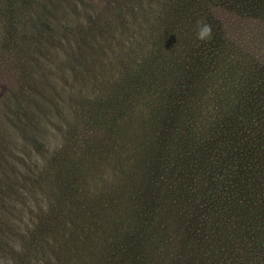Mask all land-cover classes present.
I'll return each instance as SVG.
<instances>
[{
  "label": "rangeland",
  "instance_id": "rangeland-1",
  "mask_svg": "<svg viewBox=\"0 0 264 264\" xmlns=\"http://www.w3.org/2000/svg\"><path fill=\"white\" fill-rule=\"evenodd\" d=\"M165 1L0 0V264H211L177 209L153 212L137 189L147 153L161 154L166 184L175 169L200 184L206 166L193 152L179 165L150 138L155 105L186 73L166 65ZM228 246L222 264H260Z\"/></svg>",
  "mask_w": 264,
  "mask_h": 264
},
{
  "label": "trees",
  "instance_id": "trees-1",
  "mask_svg": "<svg viewBox=\"0 0 264 264\" xmlns=\"http://www.w3.org/2000/svg\"><path fill=\"white\" fill-rule=\"evenodd\" d=\"M163 14L157 20L170 53L166 65L180 66V59L186 73L172 77L173 98L155 105L150 138L155 149H173L179 165L190 163L185 152H193V162L200 158L206 166L194 171L200 184L188 186L177 169L166 184L157 172L161 154L147 153L151 166L137 189L149 196L153 212L169 213L164 204L177 209L205 243L211 264L226 262L222 253L237 240L264 264L256 252L264 244L258 241L264 228V0H166ZM180 41L187 44L181 51ZM166 72L161 96L170 89ZM202 91L209 94L206 106L197 100Z\"/></svg>",
  "mask_w": 264,
  "mask_h": 264
},
{
  "label": "clouds",
  "instance_id": "clouds-1",
  "mask_svg": "<svg viewBox=\"0 0 264 264\" xmlns=\"http://www.w3.org/2000/svg\"><path fill=\"white\" fill-rule=\"evenodd\" d=\"M204 30L205 31H208L209 30L207 25H205V29Z\"/></svg>",
  "mask_w": 264,
  "mask_h": 264
}]
</instances>
